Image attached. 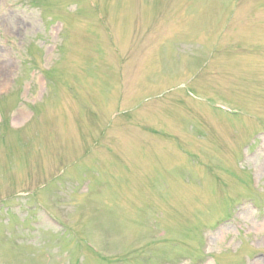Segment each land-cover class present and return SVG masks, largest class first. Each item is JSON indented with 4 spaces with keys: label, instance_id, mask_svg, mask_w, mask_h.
<instances>
[{
    "label": "rangeland",
    "instance_id": "obj_1",
    "mask_svg": "<svg viewBox=\"0 0 264 264\" xmlns=\"http://www.w3.org/2000/svg\"><path fill=\"white\" fill-rule=\"evenodd\" d=\"M0 264H264V0H0Z\"/></svg>",
    "mask_w": 264,
    "mask_h": 264
}]
</instances>
